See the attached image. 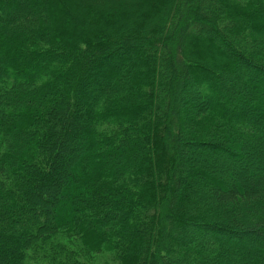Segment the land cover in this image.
<instances>
[{"label": "trees", "instance_id": "16d2710c", "mask_svg": "<svg viewBox=\"0 0 264 264\" xmlns=\"http://www.w3.org/2000/svg\"><path fill=\"white\" fill-rule=\"evenodd\" d=\"M0 264H264V0H0Z\"/></svg>", "mask_w": 264, "mask_h": 264}]
</instances>
